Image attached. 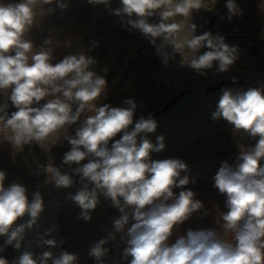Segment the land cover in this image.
<instances>
[{
  "label": "clouds",
  "instance_id": "1",
  "mask_svg": "<svg viewBox=\"0 0 264 264\" xmlns=\"http://www.w3.org/2000/svg\"><path fill=\"white\" fill-rule=\"evenodd\" d=\"M87 3L103 5L120 19L122 30L139 31L165 68L187 50L189 69L207 76L208 70L215 68L214 75H218L229 72L240 56L239 47L226 43L219 34L205 31L197 35L195 23L190 25V38L181 36L185 24L173 18L199 12L204 0H119L115 8L112 0ZM38 4L55 7L38 10ZM69 7V0L0 2V94L5 96L0 104V131L3 141L17 152L33 143L46 150L53 134L79 124L74 135L64 137L71 147L64 153L62 165L69 170L62 172L52 162L37 163L36 167L46 173L45 185L52 184L57 190L78 185L75 194H66L79 209L77 219L91 222L101 196L121 214L113 220L114 231L91 243L88 257L95 264H106L111 252L107 245L120 233V241L126 244L120 259L127 264H264V86L221 88L211 113L212 120L223 119L233 126L234 133L243 132L255 141L251 146L240 145L236 163L222 162L213 176V186L226 196L227 211L221 212L220 219L232 239L222 238L216 228H188L181 235L180 226L203 204L185 187L195 180L190 181L188 175L181 178L182 172L189 171L186 162L152 159V153L166 150L163 134L156 136L155 143L149 138L158 129L153 114H140L137 119V108L143 105L134 98L123 99L126 106L100 103L108 97L109 84L106 75L96 70L99 61L87 54L93 49L68 54L53 63V48L37 49L26 38L37 16ZM225 7L229 22L243 16L236 0H225ZM154 16L159 18L156 23L149 21ZM44 43L53 41L48 38ZM201 49L207 50L200 54ZM103 71L107 73L108 68ZM231 79L236 82V77ZM9 101L15 109L10 113ZM6 179L7 172L0 170V237H4L0 253L10 246L20 255L11 262L0 255V264H79V254L63 248L66 239L53 237L58 225L37 235L34 242L39 253L31 250L33 241L25 245L28 232L40 227L44 197L37 189L29 200L22 183L6 186ZM174 188L184 190L176 196ZM24 217L27 219L17 223Z\"/></svg>",
  "mask_w": 264,
  "mask_h": 264
},
{
  "label": "crops",
  "instance_id": "2",
  "mask_svg": "<svg viewBox=\"0 0 264 264\" xmlns=\"http://www.w3.org/2000/svg\"><path fill=\"white\" fill-rule=\"evenodd\" d=\"M0 2H19V0H0ZM236 3L243 10V16L233 17L229 22L227 19V10L220 16L219 21L215 22V28L223 33L232 34H256L264 37V4L262 0H237ZM70 7L66 10L55 9L51 15H44L41 18L37 16V22L31 28L26 38L31 39L34 47L53 48V63L58 62L64 56L72 53H79L88 48V40L92 35L100 38L101 46L97 48L99 54V64L96 70L101 75L108 78L115 69L120 51L123 47L132 41L138 31H124L121 27L120 19L114 15H110L103 5L92 6L87 0H69ZM219 4L224 5L225 0H219ZM262 4V5H261ZM113 8L119 6V0H112ZM52 6H44L38 4L37 9ZM159 18L154 16L149 18L150 22L156 23ZM178 22L185 24V28L181 36L187 35L189 38L192 33L190 25L194 23L193 17H178ZM51 38L53 43L46 45L44 41ZM243 39H227L226 43L238 44ZM159 43V41H157ZM95 51V50H94ZM93 52V51H90ZM90 55V53H87ZM176 60H179L178 55ZM107 67L108 72L104 73L103 69ZM166 73V69L159 66L154 60L149 59V52L138 55L130 69L126 72L125 78L117 93H115L109 103L113 106H119L121 103L120 95L124 93L133 94V98L137 104L143 101L153 90V81ZM183 73V72H182ZM180 73L178 81H182L183 76ZM242 86V85H240ZM244 89L243 87H233ZM5 100V96L0 94V104ZM45 101H41L43 104ZM10 104V101H9ZM15 109L11 106L9 113ZM79 124L70 128L65 126L58 133L53 134L46 142V150L40 148L37 144L25 145L22 151H15L13 146L3 141L4 133L0 131V170L7 172L5 185L11 182L22 183L25 187L31 177L28 166L33 160L44 159L53 154L58 147L69 146L64 140L66 135H74L75 128ZM231 141L234 147L231 146ZM255 143L247 134L240 132L234 133L233 126H215L206 130L183 134L180 138L167 142L166 150L161 153L152 155V159L178 158L182 159L189 166L188 172H182L181 178L188 175L194 183L190 182L187 189H191L195 193L194 199L202 202L203 207L192 217L180 226V234L186 233L188 228H217L220 223L221 212H225L226 196L220 194L214 185L213 176L218 171L222 162H228L234 165L239 155V146H251ZM264 166V160L261 161ZM27 188V187H26ZM27 195L31 200L32 193L27 189ZM184 189L174 188V195L178 196L179 192ZM30 191V192H29ZM71 190H62L43 195L45 201V211L41 214L39 221L40 227L27 234L25 245L28 241H33L31 250L39 253L41 251L35 244L38 234H42L45 229L53 224L58 225V232L53 233V237L57 240L66 239L63 245L65 250L79 254V264H95L92 258L88 257V249L91 243L107 235L108 232L114 231L113 224L106 221L105 216L101 215L98 205L93 212V219L89 223L77 219L79 209L69 200L66 194ZM171 202V201H169ZM103 214V213H102ZM27 217L18 220L21 223ZM126 232V231H125ZM228 232H224V235ZM120 233H116V241L109 243L111 249V260L108 264H127L126 261L120 259L121 252L126 244L120 241ZM175 236L172 240L174 242ZM4 242V237H0V245ZM59 252V249H54ZM10 262L20 255V252L12 247H7L0 253Z\"/></svg>",
  "mask_w": 264,
  "mask_h": 264
},
{
  "label": "rangeland",
  "instance_id": "3",
  "mask_svg": "<svg viewBox=\"0 0 264 264\" xmlns=\"http://www.w3.org/2000/svg\"><path fill=\"white\" fill-rule=\"evenodd\" d=\"M222 6L223 5L219 4V0H212L208 9L209 17ZM220 16L217 18L216 21H219ZM229 44L238 47L244 44L249 47L250 54L252 56L251 66L256 72V75L253 76L252 79H249V77L247 76L246 77L236 76V78L247 79L258 84L262 83L264 81V48L262 47V44L257 43L256 41H250L245 39L240 41L238 44H232V43ZM97 51L98 50H95L89 53L91 56L98 59L99 54H97ZM180 73H182L180 77L183 76L184 80L172 81L171 86L163 85L159 88H156L154 86V83H152L153 90L151 91V93L148 95L147 98H145L143 101L138 103V105H143V107L137 108V112H136L137 119L139 118L140 114H144L145 116H147L148 113H152L153 111L161 107L164 103H166L168 100H170L174 95L184 90L186 87L191 85L192 86L199 85L201 87L200 91L196 90L195 87L191 88L192 89L191 92L185 95L171 109H169L162 115L155 118L158 121L157 132L155 134H149V138L152 140L153 143L156 142V136L160 134H163L165 136L166 138L165 143H167L180 138L183 134L206 130L208 128L215 126L232 127L223 119L219 121H214L211 118V113L215 111L216 104L221 94L219 91L220 89L214 92H206L205 90L206 85L214 83L215 81L218 80H222L225 78H232V77H223V76L219 77V75L214 76L213 74H211L212 76L210 75L209 77H203V76L192 77L190 75L192 73H190L188 69L183 70ZM110 76L107 78V80L110 79ZM226 87L229 88L243 87L244 89L247 88V86H240L235 84ZM233 89H238V88H233ZM89 113H86V115ZM119 135L121 134H118V136L116 137L117 139L119 138ZM70 147H71L70 145L58 147L51 156L44 159L33 160L31 165L28 166V171L30 172L31 177L28 181L29 182L28 185L26 186L27 189L31 191V193L38 189L39 191H41L42 195H47L62 190H71L75 194L78 185L70 189H60V190H57L52 184L45 185L44 181L46 179V173H44L43 170L38 169L36 167L37 163L46 165L48 162H52L56 166L60 167L62 172L68 171L69 170L68 166L62 165V157L66 151L70 150ZM81 163L82 164L87 163V160L82 161ZM73 167H75V165H73ZM100 201H101V203L99 204L100 210L106 216V218H109L111 220L119 218L120 213L115 207L111 206L110 200H106L103 196H101ZM229 234L230 232H228V235L225 234L224 238L228 239Z\"/></svg>",
  "mask_w": 264,
  "mask_h": 264
},
{
  "label": "built area",
  "instance_id": "4",
  "mask_svg": "<svg viewBox=\"0 0 264 264\" xmlns=\"http://www.w3.org/2000/svg\"><path fill=\"white\" fill-rule=\"evenodd\" d=\"M212 0H204V7L200 9L199 12H194L192 17L194 20V23L197 25V32L196 34H202L205 31H209L208 28V9L210 6ZM176 22H178V17L173 18ZM171 22V20L169 21ZM210 32V31H209ZM99 42V46L96 47L95 43ZM101 46L100 38L97 35H92L89 37L88 40V48L93 49L92 51L96 50ZM240 56L238 60L236 61L235 65L230 69L227 73H220L218 74L219 77H236V76H243V77H249V79H252L253 76L256 75L255 70L251 66L252 62V56L250 54V49L247 45H240ZM170 50V49H169ZM207 49H201L200 54H202ZM144 52H149V59L154 60L159 66L163 65L161 64L160 58L156 55L155 48L149 43L148 39L142 36V34L138 31L135 35L134 39L127 43L123 49L120 51L119 54V60L115 67V70L113 74L110 76V79L108 80L109 89H108V97L106 100H101L100 103H109V100L111 97L117 93L118 88L122 85V82L125 78L126 72L130 69V67L133 64L134 59L138 55H142ZM179 60L171 61L169 66L166 69V73L161 75L159 78H157L153 83L156 88H159L163 85L171 86L172 81H176L178 79L179 73L183 70L188 69L192 77L198 76L196 73H194L191 69L188 68V61L191 59V56L186 54L185 56L181 57L179 56ZM215 68L212 70H208V75H199L203 77H209L211 74L214 75ZM214 75V76H218ZM212 76V75H211ZM133 94L130 93H124V95H120L121 102L125 98H132ZM99 103V102H97ZM119 106H126L122 105V103L119 104ZM91 114V113H89ZM79 126V125H78Z\"/></svg>",
  "mask_w": 264,
  "mask_h": 264
},
{
  "label": "water",
  "instance_id": "5",
  "mask_svg": "<svg viewBox=\"0 0 264 264\" xmlns=\"http://www.w3.org/2000/svg\"><path fill=\"white\" fill-rule=\"evenodd\" d=\"M226 10H227V8L225 7V5H223L220 9H218L212 15H210V17L208 19L209 31L213 35L219 34V35H221V36H223L224 38H227V39H231V38L244 39L245 35H243V34L223 33L221 31H218L215 28V25H214L215 21ZM234 84L235 85L247 86V87H251L252 88V87H262V86H264V81L262 83L258 84V83H254V82H252L250 80H247V79L236 78V82L234 83L231 78H225V79L218 80V81H215L214 83H211V84L207 85L205 90H206V92H214V91L219 90V89H221L223 87H226V86H229V85H234ZM191 90H192L191 88H187V89H184V90L180 91L176 95H174L170 100H168L166 103H164L161 107H159L158 109H156L155 111L152 112L154 118L162 115L163 113H165L166 111L171 109L185 95H187L189 92H191Z\"/></svg>",
  "mask_w": 264,
  "mask_h": 264
},
{
  "label": "trees",
  "instance_id": "6",
  "mask_svg": "<svg viewBox=\"0 0 264 264\" xmlns=\"http://www.w3.org/2000/svg\"><path fill=\"white\" fill-rule=\"evenodd\" d=\"M225 5V4H224ZM220 9V8H219ZM217 11V10H216ZM243 35H245V40H250V41H256L257 43H261L262 44V47L264 48V37H262V36H259V35H256V34H247V33H244ZM207 86V85H206ZM193 87H195L196 88V90H198V91H200L201 90V87L199 86V85H194V86H188V87H186L185 89H187V88H193ZM231 146H233L234 147V144H233V142L231 141ZM153 154H155V153H152V155ZM227 211V209L225 210V212ZM101 215H104V214H102L101 213ZM121 215V214H120ZM105 216V215H104ZM105 219H106V221L107 222H109V223H111V224H113V220H111V219H109V218H106V216H105ZM132 221H131V219H130V223H131ZM222 225H223V221L222 220H220V223H219V225H218V227L216 228L218 231H219V234L221 235V237H222V235H223V233L225 232L224 231V229H223V227H222ZM129 226H130V224H129ZM128 226H126V228H127ZM125 231H126V229H125ZM232 236H233V234L232 233H230L229 234V237H228V239L229 240H231L232 239ZM107 247H109L108 245H107ZM110 260H111V252H110V254H109V257L106 259V264H108V263H110ZM92 264V263H91Z\"/></svg>",
  "mask_w": 264,
  "mask_h": 264
}]
</instances>
